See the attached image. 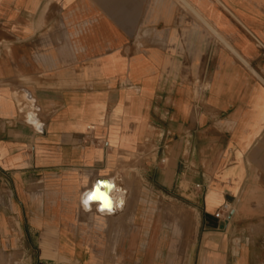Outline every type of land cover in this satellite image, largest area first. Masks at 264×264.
I'll list each match as a JSON object with an SVG mask.
<instances>
[{"label": "crops", "instance_id": "obj_1", "mask_svg": "<svg viewBox=\"0 0 264 264\" xmlns=\"http://www.w3.org/2000/svg\"><path fill=\"white\" fill-rule=\"evenodd\" d=\"M0 264H264V0H0Z\"/></svg>", "mask_w": 264, "mask_h": 264}, {"label": "clouds", "instance_id": "obj_2", "mask_svg": "<svg viewBox=\"0 0 264 264\" xmlns=\"http://www.w3.org/2000/svg\"><path fill=\"white\" fill-rule=\"evenodd\" d=\"M112 182L113 184L115 183V178H113ZM92 201H100L104 210H107L109 212L112 210V202L110 201L109 196L104 192L100 191L99 187H96L94 191H91L83 198L82 202L85 211L91 210L90 202ZM109 207H111V210H108ZM102 208L98 209V211H104L102 210Z\"/></svg>", "mask_w": 264, "mask_h": 264}, {"label": "built area", "instance_id": "obj_3", "mask_svg": "<svg viewBox=\"0 0 264 264\" xmlns=\"http://www.w3.org/2000/svg\"><path fill=\"white\" fill-rule=\"evenodd\" d=\"M200 188H201V186H199V185H196L195 186V190H199ZM231 212H232L231 206L229 204L225 203L221 207V209L219 210V212H217L215 214V218H217V219H224L225 221H227L228 218H229V216H230V214H231Z\"/></svg>", "mask_w": 264, "mask_h": 264}, {"label": "rangeland", "instance_id": "obj_4", "mask_svg": "<svg viewBox=\"0 0 264 264\" xmlns=\"http://www.w3.org/2000/svg\"><path fill=\"white\" fill-rule=\"evenodd\" d=\"M189 191H190V187L186 183L181 184V185L179 184L177 187H175V192L178 194H186V192H189ZM179 198L181 199L182 195H180ZM177 203L180 205V207H183V208L186 207L184 205V203L182 202V200H179V202H177ZM180 230H181L182 234L185 231L184 227H181Z\"/></svg>", "mask_w": 264, "mask_h": 264}, {"label": "bare ground", "instance_id": "obj_5", "mask_svg": "<svg viewBox=\"0 0 264 264\" xmlns=\"http://www.w3.org/2000/svg\"><path fill=\"white\" fill-rule=\"evenodd\" d=\"M110 189H111V186L104 184L103 189H100V191L104 192L105 194H107L109 196ZM109 199H110V196H109ZM110 201H111V199H110ZM101 207H102V205H101Z\"/></svg>", "mask_w": 264, "mask_h": 264}, {"label": "snow or ice", "instance_id": "obj_6", "mask_svg": "<svg viewBox=\"0 0 264 264\" xmlns=\"http://www.w3.org/2000/svg\"><path fill=\"white\" fill-rule=\"evenodd\" d=\"M86 202H87V201H86ZM102 210H104V209L102 208ZM108 210H111V207H109Z\"/></svg>", "mask_w": 264, "mask_h": 264}, {"label": "water", "instance_id": "obj_7", "mask_svg": "<svg viewBox=\"0 0 264 264\" xmlns=\"http://www.w3.org/2000/svg\"><path fill=\"white\" fill-rule=\"evenodd\" d=\"M97 187H99L100 189H102L100 186H97ZM96 188V187H95ZM95 190V189H94Z\"/></svg>", "mask_w": 264, "mask_h": 264}]
</instances>
